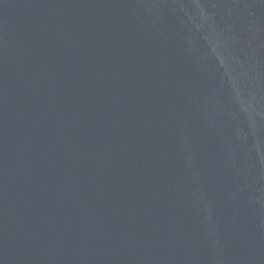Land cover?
Instances as JSON below:
<instances>
[{"label":"water","instance_id":"water-1","mask_svg":"<svg viewBox=\"0 0 264 264\" xmlns=\"http://www.w3.org/2000/svg\"><path fill=\"white\" fill-rule=\"evenodd\" d=\"M0 264H264V0H0Z\"/></svg>","mask_w":264,"mask_h":264}]
</instances>
